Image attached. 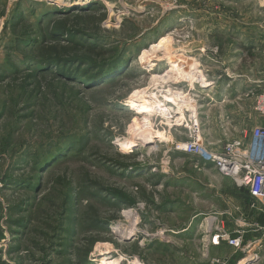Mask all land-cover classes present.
I'll list each match as a JSON object with an SVG mask.
<instances>
[{
    "label": "rangeland",
    "instance_id": "obj_1",
    "mask_svg": "<svg viewBox=\"0 0 264 264\" xmlns=\"http://www.w3.org/2000/svg\"><path fill=\"white\" fill-rule=\"evenodd\" d=\"M252 33L264 0H0V264H236L225 240L179 232L219 204L220 176L172 143L193 108L211 146L233 136L225 75H258L264 58L229 36ZM244 43L240 64H222ZM263 87L246 100L251 126ZM253 240L237 258L264 264Z\"/></svg>",
    "mask_w": 264,
    "mask_h": 264
},
{
    "label": "crops",
    "instance_id": "obj_2",
    "mask_svg": "<svg viewBox=\"0 0 264 264\" xmlns=\"http://www.w3.org/2000/svg\"><path fill=\"white\" fill-rule=\"evenodd\" d=\"M229 37V40L234 42L238 39H243L246 40L245 42H250L249 47L252 50L256 49L261 51V57L262 59L264 58V33H261L259 35L253 33L247 35L237 34ZM245 44L246 43H244L243 45L235 44V46L233 47H231L232 45L229 44L227 48L228 51H225L228 53L227 57L225 58L223 57V55L220 56L222 64L228 62L229 67L233 66L232 62H234L235 64H240L242 54L240 53V50L249 48L248 45ZM251 46L255 47L252 48ZM219 52L221 51L219 50ZM262 62L264 63V59L262 60ZM230 73L234 75H228V73L225 75L227 79L224 81L222 88L223 92H228L227 94H230L229 92H232L233 97L224 98L222 96L218 101V104L224 106V102L228 101H231L233 105L239 104L240 106H238L237 110L233 111L231 115L232 119L238 122L237 125H235V129L237 131L242 127L250 128L252 126L248 122V115L250 114V112L247 110L248 103L246 102V100H248L247 98H249L250 96V90L262 88L264 86V66L262 67L260 72L256 71V73H259L258 75H254L252 69L247 74H235L234 72H232V70H230ZM216 83L217 82L208 83L206 84V86H203V88L213 90L212 88L213 86H216ZM220 85L221 83L219 84V86ZM226 99L229 100L227 101ZM241 106H244L245 108H242ZM228 115L230 114L223 115V117L226 118V121H228ZM256 119L259 122L258 124L264 125V118ZM204 165L208 166L210 169H213L210 164ZM218 175L220 176V178L217 180V183L219 185V193L218 195H216V200L219 204H217L216 208L211 210L208 214L194 213L193 215H191L187 223L184 224V227H182L179 232L184 235L188 234L190 230L195 229L201 232L203 231L205 233H210L208 246H212L213 249L219 251H222L223 248L220 247V243L218 245H214L210 242V237L216 232V228L224 229V231L231 237H235L241 234L243 236L242 239H246L248 241L255 238L257 239L255 243L259 241L262 242V246H264V209L251 208L250 203L252 199L250 198L246 190L244 188L236 186L231 179L223 177L219 173ZM221 200L223 204H221ZM202 215H205V217H201ZM256 228L258 230H256ZM171 231L173 232L174 230L172 229ZM252 242H254V240ZM226 248H229L230 251L228 253L229 255L226 258H229L236 264L241 260L243 261V259L239 260L240 258H237V249L230 246ZM254 248L255 246L253 247V249Z\"/></svg>",
    "mask_w": 264,
    "mask_h": 264
},
{
    "label": "built area",
    "instance_id": "obj_3",
    "mask_svg": "<svg viewBox=\"0 0 264 264\" xmlns=\"http://www.w3.org/2000/svg\"><path fill=\"white\" fill-rule=\"evenodd\" d=\"M253 109L264 118V87L256 96ZM180 120L182 121L179 126L182 125L186 131L185 139L174 141L172 149L194 156L203 164H210L221 176L231 179L236 186L246 190L252 199L251 208L264 209V125L242 127L237 131L233 127V136L213 147L203 137L202 125L194 108L187 109L184 113L181 111ZM231 131L228 127L223 129L224 135ZM242 237L241 234L231 237L224 229L216 228L211 236V243L218 245L223 239L229 246L239 249L242 246ZM225 263V259L213 262Z\"/></svg>",
    "mask_w": 264,
    "mask_h": 264
},
{
    "label": "bare ground",
    "instance_id": "obj_4",
    "mask_svg": "<svg viewBox=\"0 0 264 264\" xmlns=\"http://www.w3.org/2000/svg\"><path fill=\"white\" fill-rule=\"evenodd\" d=\"M182 61L183 60H180L177 56H175V58H171L169 64L176 65V64L181 63ZM141 107L143 108V106H141ZM122 145H124V144L120 143V146H122ZM132 227H134V226L132 225ZM113 230L121 236H129L133 233L132 228L128 227L127 225H115L113 227ZM119 261H120L119 257H114V258H110V259L102 258V260H100L97 264H117ZM244 261H245V259H243V261L241 260L237 264H243Z\"/></svg>",
    "mask_w": 264,
    "mask_h": 264
},
{
    "label": "trees",
    "instance_id": "obj_5",
    "mask_svg": "<svg viewBox=\"0 0 264 264\" xmlns=\"http://www.w3.org/2000/svg\"><path fill=\"white\" fill-rule=\"evenodd\" d=\"M115 73H116V72H115ZM113 74H114V73H113ZM110 77H112V75H111ZM110 77H109V78H110ZM109 78H108V79H109ZM99 81H100V77L97 76V82H99ZM94 82H95V81L91 80V82H90L89 84H94ZM89 84H87V85H89ZM88 264H91V263H88Z\"/></svg>",
    "mask_w": 264,
    "mask_h": 264
}]
</instances>
